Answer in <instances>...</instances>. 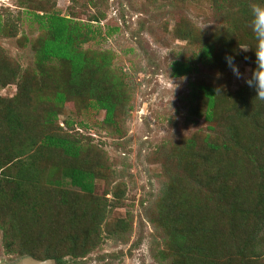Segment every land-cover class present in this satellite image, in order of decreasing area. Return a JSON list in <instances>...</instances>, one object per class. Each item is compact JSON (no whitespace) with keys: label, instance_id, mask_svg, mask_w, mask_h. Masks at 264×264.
Segmentation results:
<instances>
[{"label":"trees","instance_id":"16d2710c","mask_svg":"<svg viewBox=\"0 0 264 264\" xmlns=\"http://www.w3.org/2000/svg\"><path fill=\"white\" fill-rule=\"evenodd\" d=\"M23 1L28 3V12L39 24V34L29 41L34 52L33 67L20 70L0 47V88L15 85L11 96L0 95V175L3 178L0 179V203L5 202L0 207V229L7 251L37 259L52 258L56 264H63V254H72L79 249V255H85L98 245L94 229H98L103 220L105 205L96 203L95 207L86 206L73 211L74 215L68 216V224H59L60 227H55L52 232L46 224L36 226L42 210L34 209L35 197L30 195L28 187L37 181L40 173L35 165L50 153L55 154L50 179L59 183V170H66L69 178L63 183L79 190L76 193L64 191L73 204L67 213L71 215L70 210H78L80 203L74 195L92 194L93 179L103 177L104 162L100 156L93 158L77 140L60 135L63 128L73 130L75 125L85 129L87 125L64 119L62 127L56 123L57 117L72 104L78 116L103 109L102 122L106 126L114 125L120 116L117 111L124 108L128 91L121 77L123 73L114 70L110 64V51L79 48L85 40L89 23L60 15L53 10L50 0ZM213 4L215 10H224L226 23L222 28H211L205 34L208 40L197 46L200 63L207 67L216 63L215 60L225 64V56H235L237 46L246 44L249 51L240 56L249 62L251 76L256 67L253 51L256 41L249 27L250 8L264 4V0H213ZM89 20L99 19L92 16ZM187 27L178 25L177 36H197L194 25ZM13 30L0 25L1 35L12 36ZM193 69L195 67L188 61H181L172 64L171 72L178 76ZM197 87L205 105L202 110L192 109V112L202 117L208 129L214 128L211 122L219 124L218 128L228 130L230 142L236 145H239L240 138L236 135V127H232L236 121L242 119L245 122L247 119L248 126L264 132V101L255 97L254 89L244 84L232 93V100L228 103L230 108L224 110V102L217 98L212 87L204 84ZM246 111L249 112L247 115ZM39 127L45 130L40 132ZM53 128L58 132L54 133ZM34 130L37 134L40 132L38 137ZM211 134L206 132L202 136L203 148L200 150L195 148L197 144L192 138L178 150L182 154L178 162L188 171L194 185L181 178L173 186H165L162 199L155 206V212L162 214L156 219L169 236L167 244L173 251V263L264 264V257L258 251L264 230V160L258 162V153L252 152L249 162L242 163L235 154H230L237 146L233 144L229 148L219 141L217 135ZM245 151L246 148L243 153ZM197 156H200V164ZM202 163H208L206 175H201L204 171L197 168ZM249 163L253 165L244 166ZM238 171L245 175V179L230 181L228 176ZM50 190L55 197L57 193L53 188ZM65 195L61 193L59 196L64 199ZM190 195L197 197L191 199ZM191 211L196 212L191 214ZM218 221L223 224L222 230ZM118 222L117 226L114 225L122 229L123 221ZM33 224L36 231H33ZM110 225L108 223L106 229Z\"/></svg>","mask_w":264,"mask_h":264},{"label":"rangeland","instance_id":"374dc122","mask_svg":"<svg viewBox=\"0 0 264 264\" xmlns=\"http://www.w3.org/2000/svg\"><path fill=\"white\" fill-rule=\"evenodd\" d=\"M50 2L53 3V10L60 15L89 23L85 40L79 48L111 52L110 64L114 70L123 73L121 77L128 98L124 108L117 111L120 116L118 121L115 119L114 125L106 126L102 122L103 109L78 116L70 104L58 115L56 123L62 127L64 119L87 125L85 129L74 125L73 130L64 125L66 128H63L60 135H67L75 142L77 140L93 158L100 156L104 162L103 177L93 179V192L90 196L80 193L74 195L80 208L70 210L71 215H68L67 210L73 204L64 191L76 193L79 190L67 182L63 183L69 178L66 170H59V183L52 182L51 166L55 162L53 152L40 159L35 165L40 169L37 181L28 186L30 195L35 197L34 209L42 210L35 225L46 224L52 232L55 227H60L59 224L67 225L70 219L68 216H73V211L86 206L95 207L96 203L104 204L103 220L98 229H94L97 231L98 245L85 255H79V249H75L72 254H63V264H174L173 251L167 244L169 236L156 219L162 214L155 212V206L162 199L165 186H173L181 178L194 185L193 179L191 182L188 177V171L178 162L182 155L178 150L190 138L197 144L195 148L202 149V136L208 132L217 135L219 141L229 148L233 144L237 146L230 154H235L242 163L249 162L252 152L258 153V162L264 160V132L248 126L247 119L245 122L242 119L236 121L232 126L236 127V135L240 137L239 145H236L230 142L228 130L219 129L220 125L214 122H211L214 128L210 130L202 117L192 112V109L202 110L205 105L198 84L212 87L217 98L224 102L222 108H230L228 103L232 100V93L244 86L245 79L250 76L249 62L240 56L249 50H240L239 46L246 44L238 45L236 55L232 56L240 78L235 77L226 64H220L217 60L208 67L200 63L197 46L208 40L205 34L211 28H222L226 23L224 10H215L213 0ZM27 4L23 0H0V25L9 26V30L14 29L12 36L0 34V47L20 70L33 67L34 52L29 41L39 34V24L28 12L30 8H27ZM92 16L99 20L88 21ZM180 24L186 28L194 25L197 36L178 37L177 26ZM22 37L25 39L22 40ZM181 61H188L195 69L173 76L172 64ZM14 91L15 85L9 84L0 88V95L9 97ZM39 129L40 132L45 130L43 127ZM52 131L58 132L56 128ZM33 132L36 133L35 130ZM39 134L36 133L37 137ZM196 159L200 164V156ZM202 164L197 168L200 172L204 171L201 175H206L208 163ZM251 164L244 166L249 168ZM0 179H3L1 175ZM228 179L232 182L239 179L242 181L245 175L238 171L228 176ZM52 188L57 193L55 197L50 190ZM61 193L65 195L64 199L60 198ZM190 196L191 199L197 197ZM87 202L89 204H84ZM2 204L5 205V202ZM2 204L0 207L4 206ZM195 212L191 211V214ZM56 220L58 222H54ZM118 220L124 223L122 229L116 227ZM108 223L111 225L106 229ZM35 225L33 231H36ZM218 226L222 230L221 221H218ZM3 227L5 229L6 226ZM223 231L227 233V230ZM2 232L0 229V264H9L26 256L7 251ZM259 243V254L264 257V230Z\"/></svg>","mask_w":264,"mask_h":264},{"label":"clouds","instance_id":"9594fccd","mask_svg":"<svg viewBox=\"0 0 264 264\" xmlns=\"http://www.w3.org/2000/svg\"><path fill=\"white\" fill-rule=\"evenodd\" d=\"M250 31L253 34V38L256 41L255 65L252 70L250 78L245 79V84L254 89L255 97L264 101V4H256L250 8ZM240 50L248 51L249 46H239ZM225 64L237 78H240V73L233 62L231 56H225Z\"/></svg>","mask_w":264,"mask_h":264},{"label":"water","instance_id":"95a60500","mask_svg":"<svg viewBox=\"0 0 264 264\" xmlns=\"http://www.w3.org/2000/svg\"><path fill=\"white\" fill-rule=\"evenodd\" d=\"M9 264H55V261L52 258L37 259L32 256L26 255L19 257L18 259Z\"/></svg>","mask_w":264,"mask_h":264}]
</instances>
